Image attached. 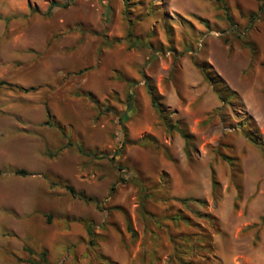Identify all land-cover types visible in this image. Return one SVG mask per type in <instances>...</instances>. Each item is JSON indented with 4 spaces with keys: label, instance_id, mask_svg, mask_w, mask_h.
Wrapping results in <instances>:
<instances>
[{
    "label": "rangeland",
    "instance_id": "1",
    "mask_svg": "<svg viewBox=\"0 0 264 264\" xmlns=\"http://www.w3.org/2000/svg\"><path fill=\"white\" fill-rule=\"evenodd\" d=\"M144 2L165 14L134 24L147 42L135 48L123 0H0V264L41 250L45 264H173L170 234H209L200 264H264V154L241 126L251 116L264 136V0ZM194 60L240 102L218 113ZM144 75L193 135L189 154L161 124ZM180 212L194 226L165 218Z\"/></svg>",
    "mask_w": 264,
    "mask_h": 264
},
{
    "label": "trees",
    "instance_id": "2",
    "mask_svg": "<svg viewBox=\"0 0 264 264\" xmlns=\"http://www.w3.org/2000/svg\"><path fill=\"white\" fill-rule=\"evenodd\" d=\"M217 1H224V0H217ZM124 2V10L123 14L125 16V19L129 25V29L123 38L124 41L127 43L128 47H142L146 45V39L143 38L139 34H134L133 27L136 22L139 20L144 19V17L147 16H161L165 14L163 12V4L159 3L158 6H155L157 4H154L152 2L145 4L144 0H123ZM52 5V4H51ZM53 5H55V2H53ZM52 7V6H51ZM143 8L144 13H138L137 16L132 17L133 12L137 8ZM144 15V16H143ZM168 35V41L169 44H172V32L167 34ZM121 41L120 38H114L113 42ZM111 43V42H110ZM172 46V45H171ZM173 49V48H171ZM175 53V52H174ZM176 60V56L174 54V63ZM194 63L199 67L201 70L204 78L211 84L214 92L218 96L219 100L221 101V106L217 108V112H223L225 106H232L235 102H240V97L238 93L231 89L229 85L223 80V78L214 70L212 65L208 63L205 60H194ZM175 67V64L174 66ZM145 78V88L147 93L150 95L151 103L157 110L161 124L167 130L169 134H172L173 131L179 132V134L183 137L185 141V151L189 154L190 147L193 145L194 137L191 133L187 131V129L184 127V122L179 120L174 123L171 122L169 112L167 111L166 107L162 103V96L157 92L156 88L154 87L152 80L150 77L144 75ZM6 82L3 80H0V84H5ZM86 95L94 100L93 95L88 92ZM127 99V106H131L132 102V94L128 93L126 95ZM96 102V100H95ZM47 118L45 120L46 124L53 125V122H51V114L49 109H47ZM241 126H244L243 133L247 137V139L254 144L256 147H258L261 152L264 154V136H261L255 126L254 119L251 116H246L244 118L243 123H241ZM59 127V125H58ZM123 128V127H122ZM124 132V128H123ZM125 135V132H124ZM142 140V139H141ZM127 143V139L123 138L120 142V146L117 152H121L123 149L124 144ZM79 151L82 149L81 146H78ZM49 155H53L51 152H48ZM86 154H89V152H84ZM224 159H226L232 169V175H236V173L240 172V166L238 162V158L236 156L232 155H223ZM114 154L110 156V158H113ZM15 173L17 174H27L28 172L25 169H15ZM45 179L50 187H54L55 185H58L59 183L57 180H53L52 177H48L45 175ZM122 180V179H121ZM218 181H216L213 177V186H217ZM63 186L68 189V191L72 195H77L82 199L85 200H92L90 196H85L83 192L77 193L75 192L73 186L69 184H63ZM140 188L143 190V184L140 182ZM144 191H141V198L144 199L146 197L145 194H143ZM142 203V202H141ZM142 206V204H141ZM125 214V220H126V229L130 232L132 238H135L137 236V232L133 229L131 220L129 215L124 212ZM165 218H169L174 223H183L184 225L188 226H194V222L184 215L183 213H179L173 216H165ZM161 219V218H160ZM158 217H154L153 224H156L157 226L161 227L163 224H161V220ZM152 235V234H151ZM170 241H171V251L168 256V262L173 264H200L199 257L201 259L205 258L206 255L200 254V251H209L211 249V243H210V235L209 234H170L169 235ZM31 250V248H29ZM200 250V251H199ZM32 251V250H31ZM47 252L46 250H41L39 252V259L37 260H29L26 264H45L47 260Z\"/></svg>",
    "mask_w": 264,
    "mask_h": 264
}]
</instances>
